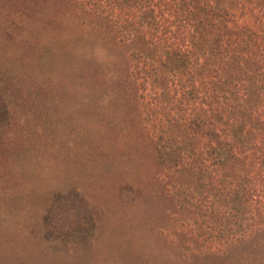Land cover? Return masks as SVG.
<instances>
[{
  "label": "rangeland",
  "instance_id": "obj_1",
  "mask_svg": "<svg viewBox=\"0 0 264 264\" xmlns=\"http://www.w3.org/2000/svg\"><path fill=\"white\" fill-rule=\"evenodd\" d=\"M135 48L79 0H0V264H264V228L209 247L190 226Z\"/></svg>",
  "mask_w": 264,
  "mask_h": 264
},
{
  "label": "trees",
  "instance_id": "obj_2",
  "mask_svg": "<svg viewBox=\"0 0 264 264\" xmlns=\"http://www.w3.org/2000/svg\"><path fill=\"white\" fill-rule=\"evenodd\" d=\"M79 1L136 45L140 97L190 226L209 247L264 228V0ZM67 209L51 208L56 232Z\"/></svg>",
  "mask_w": 264,
  "mask_h": 264
}]
</instances>
